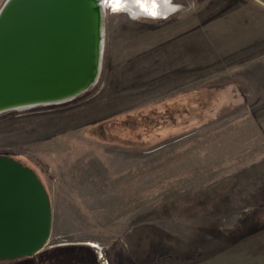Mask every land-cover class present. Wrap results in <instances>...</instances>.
<instances>
[{"label":"rangeland","instance_id":"obj_1","mask_svg":"<svg viewBox=\"0 0 264 264\" xmlns=\"http://www.w3.org/2000/svg\"><path fill=\"white\" fill-rule=\"evenodd\" d=\"M167 2L107 1L96 82L0 113V155L51 208L43 248L0 264L69 246L91 264H264V0Z\"/></svg>","mask_w":264,"mask_h":264},{"label":"water","instance_id":"obj_2","mask_svg":"<svg viewBox=\"0 0 264 264\" xmlns=\"http://www.w3.org/2000/svg\"><path fill=\"white\" fill-rule=\"evenodd\" d=\"M103 35L102 0H5L0 113L63 102L91 87L101 66ZM50 228L49 197L35 171L0 155V259L38 253Z\"/></svg>","mask_w":264,"mask_h":264},{"label":"bare ground","instance_id":"obj_3","mask_svg":"<svg viewBox=\"0 0 264 264\" xmlns=\"http://www.w3.org/2000/svg\"><path fill=\"white\" fill-rule=\"evenodd\" d=\"M107 1L109 0H102V4L105 5ZM132 2H133L132 0L123 1L124 6L133 16H137L138 14L149 15V16H165L167 13H169L174 9L172 5H169L167 0H162V1L138 0V2L136 0L134 4ZM153 12L155 13V15H152ZM101 50H102V44H101Z\"/></svg>","mask_w":264,"mask_h":264},{"label":"flooded vegetation","instance_id":"obj_4","mask_svg":"<svg viewBox=\"0 0 264 264\" xmlns=\"http://www.w3.org/2000/svg\"><path fill=\"white\" fill-rule=\"evenodd\" d=\"M79 248V249H77ZM81 247H72L69 246L67 248L68 251H58V252H52L49 259H45V261L37 260L33 262V264H91L88 260L89 257L84 251H81ZM93 260V264H100L98 260H96V257L94 255H91Z\"/></svg>","mask_w":264,"mask_h":264},{"label":"snow or ice","instance_id":"obj_5","mask_svg":"<svg viewBox=\"0 0 264 264\" xmlns=\"http://www.w3.org/2000/svg\"><path fill=\"white\" fill-rule=\"evenodd\" d=\"M152 15H155V13L153 12Z\"/></svg>","mask_w":264,"mask_h":264}]
</instances>
